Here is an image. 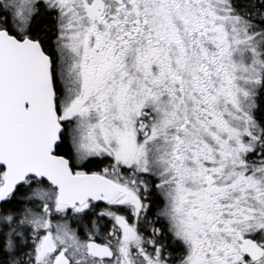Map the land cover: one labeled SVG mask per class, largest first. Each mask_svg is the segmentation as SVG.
Masks as SVG:
<instances>
[{"label": "snow or ice", "instance_id": "snow-or-ice-1", "mask_svg": "<svg viewBox=\"0 0 264 264\" xmlns=\"http://www.w3.org/2000/svg\"><path fill=\"white\" fill-rule=\"evenodd\" d=\"M0 264H264V0H0Z\"/></svg>", "mask_w": 264, "mask_h": 264}]
</instances>
